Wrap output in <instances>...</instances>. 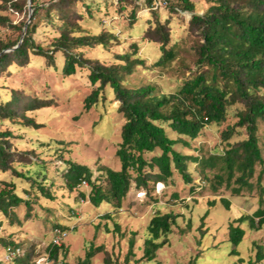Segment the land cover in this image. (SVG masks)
Instances as JSON below:
<instances>
[{
  "label": "trees",
  "instance_id": "16d2710c",
  "mask_svg": "<svg viewBox=\"0 0 264 264\" xmlns=\"http://www.w3.org/2000/svg\"><path fill=\"white\" fill-rule=\"evenodd\" d=\"M144 1L151 17L146 19L147 27L143 29L142 39L156 44L159 52L153 65L172 71L173 64L179 61L180 67L174 74L179 79L178 85L168 93L159 91L150 83L139 86L125 84L126 78L144 66L145 60L138 55L137 41H131L127 51L116 52L111 63L73 52L83 46H108L113 41L116 45L121 44L113 33H84L82 20L85 16L91 18V11L84 0H46L42 4L30 0L32 13L24 30L25 21L14 24L4 13L8 10L21 12L27 0H0V25L16 29L20 34L13 41L0 42V73L9 67L19 68L27 62L30 53L45 57L47 64L53 65V53L61 52L64 56L63 75H75L82 67L90 84L95 86L84 98L83 108L88 110L98 103L104 88H108L112 90L118 102L117 111L124 119L115 151L119 169L102 166L97 169L99 175L94 177L88 166L66 160L60 173L65 188L71 192L86 181L87 191H80L81 197L96 208L105 205L106 211L100 213V217L112 220L113 212L122 209L132 187L136 192L150 196L157 192L158 183L163 185L161 190L172 187L176 175L185 184L192 182L194 177L188 169L190 161L199 168L203 182L200 187L198 185L199 189L207 184L213 192L224 187L231 195L242 196L257 187L259 201L262 202L264 0H202V14L195 13L197 6L191 0ZM156 1L161 2L163 11L156 6ZM83 7L85 11L81 10ZM178 11L188 12L189 19L181 23L186 35L176 39L172 24ZM131 16L134 17V12ZM42 21L54 24L58 32L50 50L43 49L32 38ZM191 38L193 43L188 51L192 57L180 56ZM49 106L46 100L27 99L11 90L6 99L0 97V120L21 118L23 125L38 127L40 124L26 113ZM228 115L232 122L228 121L229 118L226 120ZM209 128L215 130L216 135L218 131V144L198 155L196 150H202L194 147L192 142ZM13 136L10 130L0 131V173L8 172L13 178L29 184L28 188L22 189L27 196L34 193L53 200L54 196L44 183V169L34 166L21 171L14 166L15 163L25 165L31 160L25 161L24 154L16 157V152L11 150ZM176 144L190 147L192 154L175 150ZM40 177L44 181L39 180ZM52 185L50 182L49 186ZM16 189L12 179L0 178V213L11 221L16 220L15 207L20 204L30 206L27 198L20 196ZM196 189L197 185L194 191ZM172 196L178 197L176 193ZM220 200L229 208L227 198L221 197ZM213 203L214 200L210 201V205ZM176 218L177 215L171 211L155 209L146 226L143 258L153 259L157 249L169 242L168 236ZM255 218L258 230L264 224L263 208L259 207L252 216H240L236 222L246 220L250 227H255ZM55 227L66 230L62 225L56 224L53 229ZM114 227L118 230L115 221ZM228 228L230 239L236 245L244 231L233 223ZM5 245L20 248L11 241ZM63 246L64 243L57 246L49 242L47 254L51 261L57 262ZM132 246L133 240L130 241L129 254H132ZM101 249L90 245L80 264H91L92 256ZM34 259L24 255L22 250V255L13 261L30 264Z\"/></svg>",
  "mask_w": 264,
  "mask_h": 264
},
{
  "label": "rangeland",
  "instance_id": "374dc122",
  "mask_svg": "<svg viewBox=\"0 0 264 264\" xmlns=\"http://www.w3.org/2000/svg\"><path fill=\"white\" fill-rule=\"evenodd\" d=\"M35 1L37 4L46 2ZM84 1L91 11V18L85 16L82 20L84 33H113L121 44L116 45L113 41L108 46H83L74 49V53L111 63L116 52L127 51L128 44L137 41L138 55L145 60L144 66L126 78L125 84L139 86L150 83L161 92L175 90L179 79L174 74L180 67L179 61L173 64L172 71L159 69L153 65L159 55L158 46L142 39L143 29L147 27L146 19L151 14L144 0ZM191 1L197 6L195 13L202 14V0ZM156 4L162 6L158 1ZM159 9L163 11L161 7ZM81 10L86 9L83 7ZM132 12L134 17L131 16ZM31 13L30 3H27L21 12L8 10L4 14L15 24L28 22ZM174 16L172 25L174 38L177 39L186 35L181 23L189 19V13L178 11ZM19 35L18 30L0 25V42L13 41ZM57 35L54 24L42 21L32 38L34 43L50 50ZM192 43L191 38L186 51H182L180 56L192 57L188 51ZM53 61V65H48L45 57L30 53L22 66L9 67L0 73L1 98L6 99L9 91L16 90L27 99L35 97L50 104L47 108L26 113L40 124L38 127L23 125L21 118L16 121L2 119L0 131H12L11 150L16 152V157L24 154L25 161L31 160L25 165L15 163L17 170L23 171L34 166L44 169V183L54 196L53 200L34 193L27 196L22 189L28 188L29 184L13 178L8 172L0 173V178L12 179L17 186L16 192L30 202L28 207L20 204L13 209L16 215L14 221L0 213V264H22L18 260L4 261L5 244L9 241L17 244L24 255L31 259L46 256L52 229L56 224L64 226L67 235L57 262L51 261L49 264H80L90 245L102 247L99 253L92 256L91 264H264V224L257 230V218L254 220L255 227H250L246 220L236 222L242 215L252 216L259 207L264 209V198L262 202L259 201L257 187L242 196H233L224 187L213 192L207 184L199 189L203 182L196 163L188 162V169L194 177L188 184L176 175L172 187L156 190L150 196L142 192L139 196V192L132 187L122 209L113 212L112 220L106 221L100 217V213L106 211L105 205L96 208L80 202V191L86 192L87 187L68 191L60 175L66 160L88 166L94 177L99 175L97 169L102 166L119 169L115 151L120 142V128L124 119L117 111L118 102L112 90L108 88H104L98 103L85 110L84 98L95 88L88 81L85 69L80 67L75 75L66 77L61 71L63 53L54 52ZM143 68L147 69L143 71ZM228 121L233 120L229 118ZM218 139V131L216 135L215 130L209 128L192 145L201 149L202 152L196 151L202 155L218 144ZM174 149L182 154H192L190 147L181 144L174 145ZM39 180L44 181L41 177ZM50 182L52 186H49ZM196 185L198 190L194 191ZM173 193L178 197L174 198ZM221 197L230 201L229 208L222 203ZM212 200L214 203L210 205ZM155 209L171 211L177 218L168 236L169 242L157 249L153 259L146 260L142 257L143 239ZM114 221L118 224V230L114 227ZM230 223L244 231L241 241L236 245L229 236ZM131 240L132 254H129Z\"/></svg>",
  "mask_w": 264,
  "mask_h": 264
},
{
  "label": "built area",
  "instance_id": "2783aa9c",
  "mask_svg": "<svg viewBox=\"0 0 264 264\" xmlns=\"http://www.w3.org/2000/svg\"><path fill=\"white\" fill-rule=\"evenodd\" d=\"M159 3L161 4L160 1H159ZM81 186L87 187V182L82 181ZM162 187H163V185L161 183H158L156 189L160 190ZM140 195H141V193H139V196ZM80 202L81 203H88V200L81 198ZM66 235H67L66 230L55 227L54 229H52V236H51L50 243L52 245L60 246L63 243ZM20 255H22V250L20 248L6 247L5 252L3 254V259L6 262H11L14 260L15 257H18ZM50 262H51V260L49 259V256L47 254L46 256L38 257V258L34 259L30 264H49Z\"/></svg>",
  "mask_w": 264,
  "mask_h": 264
},
{
  "label": "water",
  "instance_id": "95a60500",
  "mask_svg": "<svg viewBox=\"0 0 264 264\" xmlns=\"http://www.w3.org/2000/svg\"><path fill=\"white\" fill-rule=\"evenodd\" d=\"M27 3L29 4V3H30V0H27ZM26 23H27V22H25V25H24V27H23V30L25 29ZM20 40H21V39H20ZM20 40H19V42H20ZM18 44H19V43H18Z\"/></svg>",
  "mask_w": 264,
  "mask_h": 264
}]
</instances>
